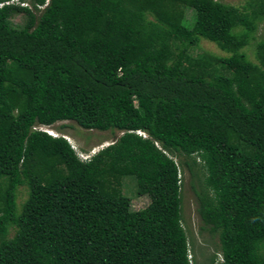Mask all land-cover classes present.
Wrapping results in <instances>:
<instances>
[{
	"label": "trees",
	"instance_id": "obj_1",
	"mask_svg": "<svg viewBox=\"0 0 264 264\" xmlns=\"http://www.w3.org/2000/svg\"><path fill=\"white\" fill-rule=\"evenodd\" d=\"M9 1L0 0V264H194L186 170L218 264H264V39L255 61L243 50L264 0ZM16 13L25 23L11 21ZM201 38L228 55L200 51ZM66 120L120 135L82 160L66 136L39 128ZM127 176L146 207L131 208Z\"/></svg>",
	"mask_w": 264,
	"mask_h": 264
},
{
	"label": "rangeland",
	"instance_id": "obj_2",
	"mask_svg": "<svg viewBox=\"0 0 264 264\" xmlns=\"http://www.w3.org/2000/svg\"><path fill=\"white\" fill-rule=\"evenodd\" d=\"M226 4L241 7L245 4L246 0H219ZM11 21L16 25L25 23L26 16L23 13H16L12 15ZM264 39V21L260 23L255 38L243 50L247 53L249 59L255 61V48L257 42ZM198 49L200 51H209L218 55H228L222 51L215 43L201 38ZM45 129L53 130L58 135L67 136L72 145L76 148L78 153H89L92 155L94 152L100 150L103 146L110 144L120 135L119 132L116 136L111 134L110 131L101 132L97 130H86L78 126L74 121L66 120L59 121ZM191 175L186 170L183 176V226L187 232L190 246H191V259L194 264H211L209 258L212 255L216 256L215 263L221 262V252L219 248V239L216 235L209 232H201L202 222L197 212L196 197L192 189ZM137 184L133 176L123 177L121 180L122 193L131 199V208L134 210L142 209L150 203L148 195H138L136 192ZM28 197L27 186H20L18 189V204L20 205ZM21 206V205H20Z\"/></svg>",
	"mask_w": 264,
	"mask_h": 264
},
{
	"label": "clouds",
	"instance_id": "obj_3",
	"mask_svg": "<svg viewBox=\"0 0 264 264\" xmlns=\"http://www.w3.org/2000/svg\"><path fill=\"white\" fill-rule=\"evenodd\" d=\"M21 1L22 0H19V1H16V0H10L9 2H6V3H20L21 4ZM22 3H24V2H22ZM26 4V3H25ZM23 5V4H22ZM48 126H40L39 128L40 129H42V130H44V131H46V132H48L49 134H51L52 136H58V134H56V133H54L53 132V130H49V129H45V128H47ZM67 137V136H66ZM68 138V137H67ZM69 139V138H68ZM70 140V139H69ZM108 145V144H107ZM74 147V146H73ZM75 148V147H74ZM75 150H76V148H75ZM94 153H96V152H94ZM93 153V154H94ZM77 154H78V156L82 159V160H87V159H89L90 158V156L91 155H89V153H78L77 152ZM92 154V155H93Z\"/></svg>",
	"mask_w": 264,
	"mask_h": 264
},
{
	"label": "built area",
	"instance_id": "obj_4",
	"mask_svg": "<svg viewBox=\"0 0 264 264\" xmlns=\"http://www.w3.org/2000/svg\"><path fill=\"white\" fill-rule=\"evenodd\" d=\"M16 1H19V0H16ZM3 4H4V3H0V6H2ZM21 4H24V3L21 2Z\"/></svg>",
	"mask_w": 264,
	"mask_h": 264
}]
</instances>
